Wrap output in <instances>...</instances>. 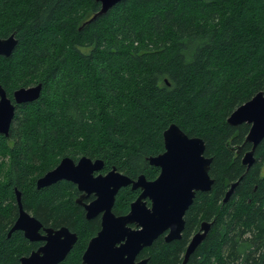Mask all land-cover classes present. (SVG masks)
<instances>
[{
	"label": "trees",
	"instance_id": "1",
	"mask_svg": "<svg viewBox=\"0 0 264 264\" xmlns=\"http://www.w3.org/2000/svg\"><path fill=\"white\" fill-rule=\"evenodd\" d=\"M100 8L96 0H0V37L18 38L0 55V83L9 93L42 83L36 100L16 105L9 135L0 133V264H16L31 246L10 231L16 187L43 222L77 230L79 250L96 221L74 201L73 183L39 188L37 179L65 156L155 178L148 157L165 150L172 123L204 138L215 182L196 193L181 238L160 236L143 249L146 264H182L204 220L211 228L186 264H264V139L247 167L250 125L227 121L264 90V0H121L92 19ZM135 196L122 188L116 209ZM78 250L65 264L78 263Z\"/></svg>",
	"mask_w": 264,
	"mask_h": 264
},
{
	"label": "water",
	"instance_id": "2",
	"mask_svg": "<svg viewBox=\"0 0 264 264\" xmlns=\"http://www.w3.org/2000/svg\"><path fill=\"white\" fill-rule=\"evenodd\" d=\"M100 10L93 16L106 13L121 0H96ZM18 43L15 33L0 37V55L9 56ZM42 91V83L17 88L13 99L0 83V133L9 135L16 112V105L36 100ZM228 123L234 126L250 125L246 142L252 147L242 156V163L251 167L255 161L257 146L264 139V90L257 92L251 99L238 106L228 117ZM178 129L179 136L169 137L168 131ZM165 150L148 157L149 162L160 168V174L154 180H148L145 174L137 179L120 171L116 166L106 174L95 175L104 168V160L81 156L77 161L71 156L63 157L58 165L38 178L37 187L69 180L78 184L81 191L95 192L96 198L86 204L87 217L90 219L99 213L102 216V228L88 245L84 258L88 264H145L147 259L137 261L140 251L153 244L165 232V239H179L185 229V215L198 191L211 190L215 180L210 175L213 157L207 156L206 142L201 136H190L178 124L172 123L164 131ZM240 153L243 145L230 146ZM239 181L232 182L225 201L231 196ZM132 185L142 192L132 202L130 211L125 215L113 212L116 196L122 187ZM16 199L19 204V216L12 230L21 229L31 239H39L42 223L29 212L22 203L21 191L16 187ZM83 197V196H82ZM151 200L148 206L147 199ZM81 200V199H79ZM135 223L138 228L128 224ZM212 222L204 220L199 230L192 236L182 264H186L191 254L206 238ZM76 234L67 227L54 231L43 238L47 244L29 257L22 258L21 264H55L72 247ZM43 254V255H41Z\"/></svg>",
	"mask_w": 264,
	"mask_h": 264
},
{
	"label": "flooded vegetation",
	"instance_id": "3",
	"mask_svg": "<svg viewBox=\"0 0 264 264\" xmlns=\"http://www.w3.org/2000/svg\"><path fill=\"white\" fill-rule=\"evenodd\" d=\"M14 91H15V90H14ZM14 91H13L12 93H9V92L7 91L8 95H9L12 99H13V93H14ZM13 100H14V99H13ZM78 159H79V158H77V159H75V160L77 161ZM156 167H157V166H156ZM158 168H159V167H158ZM109 170H110V169H109ZM109 170H107V169L105 168V165H104V168H103L102 170H99V171H96V172H95V175L97 176V175L100 174V173L106 174ZM159 170H160V168H159ZM159 174H160V171H159L158 175H159ZM158 175H157L155 178H148V177H147V179H148V180H154V179H156V178L158 177ZM132 178H133V179H137L138 176H137V177H132ZM37 180H38V179H37ZM59 181H69V180H59ZM59 181H57V182H59ZM69 182H70V183H73L74 186H75V189H76V190H75V194H74V201H75L79 206H81V207L83 208V214H84V217H85L87 220H95V221H96V226H95V228H94V231H93L92 234H90L88 237H85V238H84V235H83V245H80L79 250H78V249H76V248H77V246H78L79 241H81V239H80L81 237H80V234H79V232H78L77 230H74L73 228H71L69 225H66V224L54 225L53 222H49V223H45V222H43V220H42L41 218H39V217L35 214L34 210H33V209H29L28 207H26V206L24 205L23 201H22L24 209H25L27 212H29L31 215H33L34 217H36V218L42 223V226H41L40 229H39V235L41 236V238H39V239H31V238H29V237H27V236L25 235V231H24V230H21V229L12 230L13 226L11 227V230H10V231H13V232H14V231H20V232L23 234V236H24L25 238H27V240H29V242L31 243V246H30V248L27 250V252L22 253V254L19 256L18 262H17L16 264H21V263H22V258L31 256L34 252L39 251L41 247H43V246H45V245L47 244V239H45V238H43V237H45V236H47V235L49 234V229H53L54 231H57V230H60L62 227H67L71 232L75 233L77 236H76V241L73 243L72 247L68 250V252L64 255V257H63L62 259H60V260H59L57 263H55V264H65V263L67 262V260L69 259V257L71 256V254H72L73 252H75L76 250H78V252H79L78 255H76V256L78 257V263H77V264H88V263L85 261L84 255H85V252H86V250H87V248H88V245H89L90 240H91L94 236H96V235L98 234V232H99V231L101 230V228H102V216H103V213H99L98 215H96V216H94V217H92V218L89 219V218L87 217L86 204L92 202V201L96 198V194H95V192L88 193V192L85 191V190L81 191V190L79 189L77 183H75V182H73V181H69ZM36 184H37V183H36ZM53 184H54V183H53ZM126 187H130L132 190H134L135 193H136V196H135V198L131 201L128 210H124V211H119V210L116 209V200H115V204H114V207H113V212H114L116 215H118V216L127 214V213L130 211V208H131V204H132V202L135 201V200L138 198V196L141 194V192H142V189H141V188L133 189V188H132V185H128V186H126ZM122 188H125V187H122ZM122 188H121V189H122ZM121 189H120V190H121ZM120 190H119V192H120ZM119 192H118V194H119ZM118 194H117V195H118ZM82 196H83V197H82ZM116 198H117V196H116ZM79 199H81V200H79ZM147 204H148V206H151V200H150L149 198L147 199ZM19 212H20V210H19V204H18V202H17V212H16V216H15V220H14L13 225L15 224V222H16L18 216H19ZM128 225L131 226L132 228H138L137 225H136L135 223H131V224H128ZM196 232H197V231H196ZM196 232H195V233H196ZM166 233H167V232H165L164 234H161L160 236H163L164 239H165V235H166ZM193 235H194V234H193ZM160 236H159V237H160ZM159 237H158V238H159ZM158 238H157V239H158ZM165 240H166V239H165ZM143 249H144V248H143ZM143 249H142V250L140 251V253L137 255V258H136L137 261H141V260H143V259H147L146 257H142V256H141V255H142V251H143ZM41 255H43V254H41ZM145 264H146V263H145Z\"/></svg>",
	"mask_w": 264,
	"mask_h": 264
},
{
	"label": "snow or ice",
	"instance_id": "4",
	"mask_svg": "<svg viewBox=\"0 0 264 264\" xmlns=\"http://www.w3.org/2000/svg\"><path fill=\"white\" fill-rule=\"evenodd\" d=\"M168 136L171 138V137H174V136H179L181 133L178 129H171L168 131Z\"/></svg>",
	"mask_w": 264,
	"mask_h": 264
},
{
	"label": "rangeland",
	"instance_id": "5",
	"mask_svg": "<svg viewBox=\"0 0 264 264\" xmlns=\"http://www.w3.org/2000/svg\"><path fill=\"white\" fill-rule=\"evenodd\" d=\"M8 159V157H1V161L4 162V164H6V160ZM6 167H4L5 169ZM264 170V169H263Z\"/></svg>",
	"mask_w": 264,
	"mask_h": 264
}]
</instances>
